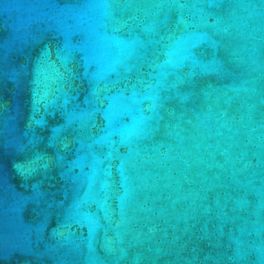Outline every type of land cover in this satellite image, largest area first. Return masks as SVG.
<instances>
[{"label": "water", "instance_id": "water-1", "mask_svg": "<svg viewBox=\"0 0 264 264\" xmlns=\"http://www.w3.org/2000/svg\"><path fill=\"white\" fill-rule=\"evenodd\" d=\"M0 264H264V0H0Z\"/></svg>", "mask_w": 264, "mask_h": 264}]
</instances>
